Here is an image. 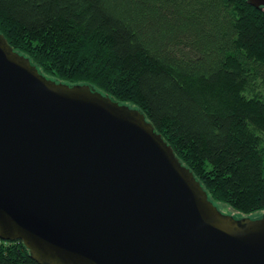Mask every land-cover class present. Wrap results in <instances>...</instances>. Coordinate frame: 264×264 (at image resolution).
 Returning <instances> with one entry per match:
<instances>
[{"label": "water", "instance_id": "obj_1", "mask_svg": "<svg viewBox=\"0 0 264 264\" xmlns=\"http://www.w3.org/2000/svg\"><path fill=\"white\" fill-rule=\"evenodd\" d=\"M0 239L38 264H264V213L220 209L140 110L0 33Z\"/></svg>", "mask_w": 264, "mask_h": 264}, {"label": "trees", "instance_id": "obj_2", "mask_svg": "<svg viewBox=\"0 0 264 264\" xmlns=\"http://www.w3.org/2000/svg\"><path fill=\"white\" fill-rule=\"evenodd\" d=\"M0 33L44 76L140 110L216 206L264 213V7L0 0ZM0 264L38 263L0 239Z\"/></svg>", "mask_w": 264, "mask_h": 264}, {"label": "rangeland", "instance_id": "obj_3", "mask_svg": "<svg viewBox=\"0 0 264 264\" xmlns=\"http://www.w3.org/2000/svg\"><path fill=\"white\" fill-rule=\"evenodd\" d=\"M54 79V78H53ZM220 205V209L226 211V212H229V213H232V214H235L236 217H240L241 215L243 216H248V217H254V216H261L263 214V212H256V213H253V214H250V215H244V214H240V213H237L236 211H233L229 206H225L223 204H219Z\"/></svg>", "mask_w": 264, "mask_h": 264}]
</instances>
